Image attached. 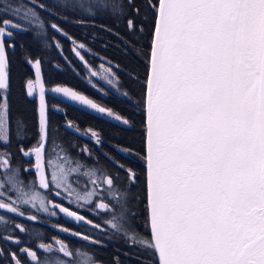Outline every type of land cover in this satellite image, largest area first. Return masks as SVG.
Listing matches in <instances>:
<instances>
[{
    "label": "snow or ice",
    "instance_id": "snow-or-ice-1",
    "mask_svg": "<svg viewBox=\"0 0 264 264\" xmlns=\"http://www.w3.org/2000/svg\"><path fill=\"white\" fill-rule=\"evenodd\" d=\"M68 6L90 20L122 21L128 53L134 60L141 55L148 57L143 160L150 237L139 232L137 213L130 206L135 197L128 194L136 185L137 173L132 168L126 170L128 186L121 192L111 190L116 183L112 176L101 181L96 171L88 168L83 174L92 178L93 185H108L110 194L121 202L118 215L107 221L111 229L122 233L125 242L150 253L155 264H264V0H73ZM0 7V209L24 216L21 206L31 205L49 213L50 202L40 192L27 188L22 179L32 170L41 188L55 185L63 189L67 198L74 197L71 202L91 203L96 189L81 193L71 183L72 175L86 165L66 153L61 155L64 149L55 152L54 159L48 158L52 154L48 144L53 130L42 83L39 139L29 149L19 148L23 157H34L35 162L31 168L13 165V154L8 150L13 134L9 103L11 45H6V41L13 37L14 30H25L24 24L43 29L45 22L36 8L44 9L45 5L29 0L28 4ZM142 12L145 16L154 14L147 53L137 47L145 31ZM51 28L68 37L57 23H51ZM72 43L73 51L83 60L76 51L77 42ZM56 47H60L59 43ZM78 47L86 46L79 43ZM27 62L37 70V79H29L25 85L26 94L31 97L37 95L33 86L40 82L41 61ZM108 83L113 80L108 79ZM51 91L125 125L130 123L112 108L73 89L57 86ZM66 125L75 127L72 121H66ZM24 127L23 120L15 121L18 141L26 138ZM88 131L97 143L101 142L98 133ZM48 168L52 169L50 180ZM55 194L61 195L60 191ZM95 206L106 212L110 209L109 203L103 201ZM55 207L79 221L86 219L63 205ZM29 219L35 221L38 217L32 215ZM4 220L0 215V222ZM15 227L25 231L21 224ZM74 235L85 241L92 239L79 232ZM5 239L21 243L12 235ZM56 244L61 246L58 251L63 256L74 257L63 241L56 240ZM38 247L53 252L51 243H40ZM4 252L0 249V256ZM20 252L41 264L33 249L24 247ZM76 253L84 257L80 264H100L89 252ZM11 259L14 264H23L16 253H11ZM44 264L66 262L49 260ZM114 264H119L118 259Z\"/></svg>",
    "mask_w": 264,
    "mask_h": 264
},
{
    "label": "trees",
    "instance_id": "trees-1",
    "mask_svg": "<svg viewBox=\"0 0 264 264\" xmlns=\"http://www.w3.org/2000/svg\"><path fill=\"white\" fill-rule=\"evenodd\" d=\"M21 2L28 4L29 0H0V5L14 7L16 3ZM72 2L73 0H34L36 5H45L44 9L36 8L40 19L45 22L44 28L24 24L25 30H14L13 37L6 41V45H11L8 48L11 86L9 103L13 122L12 142L8 150L13 154L14 166L31 168L35 162L34 157H23L19 148L23 146L29 149L35 146L39 139L38 100L36 96H27L25 88L26 81L35 78V70L27 61L39 59L47 116L53 130L48 144L52 154L48 158L54 159L55 152L64 149L61 155L66 153L78 163L86 165L77 173L81 179L75 180L76 189L83 193L95 188L97 195L94 198L106 200L111 209L107 212L91 214L88 209L93 208L94 200L91 203L81 201L73 203L71 202L73 197L67 198L66 193L58 190L54 185L50 184L47 189L38 186L35 170L25 173L22 176L24 183L34 182L40 188L46 202H50L47 203L49 213L40 211L38 206L32 208L31 205L21 206L24 216L0 209V215L5 217V220L0 222V249L5 250L4 255L0 256V264H14L11 253H16L23 264H36L34 259L20 252L24 247L36 251L41 264L45 261L61 259L66 264L67 262L80 264L84 257L76 253V250L89 252L100 264H114L117 259L119 264H155V259L150 253L145 252L141 246L125 242L123 234L116 233L107 223L113 216L118 215L117 206L121 204L110 194V187L100 182L93 185L92 178L83 174L88 168H92L101 181L105 176H112L116 183L111 190L124 192L128 186L126 170L132 168L137 173L138 179L135 187L128 194L135 197L131 201V210L137 213L135 219L139 232L150 237L147 228L146 164L143 160L145 154L143 98L148 57L141 55L138 60H134L128 53L124 43L128 37L122 21L104 18L87 19L68 6ZM137 2L139 3L140 0ZM153 15L148 13L145 16L144 12L141 13L146 23L144 34L140 37L137 47L142 48L144 53L149 52L151 47ZM65 17L67 19H64ZM16 22L23 23L19 20ZM51 23H57L64 32L68 33V37L52 29ZM72 40L77 42L76 51L83 56V60L73 51ZM57 43L60 45L59 48L56 47ZM79 43H83L86 47L80 49ZM101 65L110 68L115 74L116 88L105 85L93 74L92 70H98ZM133 68H135L134 72ZM57 85L70 87L97 103L112 108L130 123L125 125L120 120L91 111L65 96L52 94L49 89ZM57 108L62 111H58ZM17 119L23 120L25 126L23 134L26 138L19 141L15 136ZM66 121H72L75 127H67ZM89 129L98 133L100 143L96 142ZM0 150L3 148L0 147ZM121 165L123 168L120 167ZM47 173L51 176V168L47 169ZM57 191H60L61 197L55 194ZM9 194L15 199L14 194L11 192ZM55 205L69 207L81 213L86 219L79 221L66 215ZM51 212L56 214L51 215ZM32 215L37 216L38 219L30 220L29 217ZM87 220L93 223L89 225ZM16 224L23 225L25 231L20 232L15 227ZM96 224H99L100 228H95ZM60 228L82 233L92 239L85 241L82 236L71 235ZM8 235L16 237L21 243L17 245L5 239ZM55 240L63 241L74 252V257L63 256L58 251L60 246ZM40 243H51L54 246L53 252L40 249L38 247Z\"/></svg>",
    "mask_w": 264,
    "mask_h": 264
},
{
    "label": "rangeland",
    "instance_id": "rangeland-1",
    "mask_svg": "<svg viewBox=\"0 0 264 264\" xmlns=\"http://www.w3.org/2000/svg\"><path fill=\"white\" fill-rule=\"evenodd\" d=\"M108 69L109 68H107V67H105V66H103V65H101L100 66V68L98 69V70H92V72H93V74H95V76L100 80V81H102L105 85H107V86H109L110 88H116V77H115V75L113 76L112 74H113V72L111 71V73L108 71ZM35 70V78L34 79H32V80H36L37 79V70L36 69H34ZM39 75H40V82H37V84H35L33 87H34V90H35V92L37 93V95H34V96H36L37 97V100H38V110H39V107H40V104H41V100H40V95H39V93L41 92V83H42V75H41V70H40V65H39ZM108 79H112L113 80V83H108ZM57 86H60V85H57ZM57 86H55V87H57ZM55 87H53V88H55ZM60 87H63V88H69V89H72V88H70V87H67V86H60ZM53 88H51V89H53ZM43 89H44V87H43ZM51 89H49V91L52 93V94H55V95H60V96H65V95H63V94H60V93H56V92H53V91H51ZM74 90V89H73ZM76 91V90H75ZM76 92H78V91H76ZM78 93H80V92H78ZM84 95V94H83ZM86 96V95H85ZM66 97V96H65ZM89 98V97H88ZM91 99V98H90ZM44 100H45V89H44ZM93 100V99H92ZM46 102V101H45ZM99 104V103H98ZM101 105V104H100ZM85 106V105H84ZM101 106H103V105H101ZM87 109H89V110H91V111H94V110H92V109H90V108H88L87 106H85ZM105 107V106H104ZM94 112H96V113H99V112H97V111H94ZM99 114H101V113H99ZM102 115H104V116H106V117H109V118H111V119H114V118H112V117H110V116H108V115H105V114H102ZM114 120H116V119H114ZM119 121V120H118ZM42 171H43V169H42ZM51 172H52V169H51ZM75 175V176H74ZM74 176V177H73ZM48 179L50 180L51 179V176H48ZM79 179H81V178H79L78 177V175H77V173H74L73 175H72V177H71V183H72V185H73V187L76 189V185L74 184V182H75V180H79ZM34 182H31V183H25V185L27 186V188H30V189H32V190H35V191H38V192H40L41 193V190H40V188L37 186V185H35V183L33 184ZM39 184V183H38ZM79 184H82L81 182H79ZM54 187H55V185H54ZM58 190H63L62 188L61 189H58ZM56 193V192H55ZM41 195H42V193H41ZM43 196V195H42ZM59 197H61V195L59 196ZM74 198V197H73ZM92 200H94V206H93V208H90V209H88V211L91 213V214H97V213H101V212H105L103 209H97L96 208V204L97 203H99V202H101V201H103V202H105V203H108L106 200H104V199H102V198H93ZM81 202H85V201H81ZM110 205V204H109ZM110 209H111V206H110ZM61 230L63 229V228H60ZM63 231V230H62ZM65 232V231H64ZM67 233H69V234H71V235H74V232H68L67 231ZM74 236H76V235H74ZM55 242H56V240H55ZM60 246V245H59ZM54 247V246H53ZM61 247V246H60Z\"/></svg>",
    "mask_w": 264,
    "mask_h": 264
},
{
    "label": "water",
    "instance_id": "water-1",
    "mask_svg": "<svg viewBox=\"0 0 264 264\" xmlns=\"http://www.w3.org/2000/svg\"><path fill=\"white\" fill-rule=\"evenodd\" d=\"M65 208H69V207H66L65 206ZM71 211H73V212H77V211H75V210H73V209H71V208H69ZM80 216H83L81 213H79V212H77ZM70 216V215H69ZM76 219V218H75Z\"/></svg>",
    "mask_w": 264,
    "mask_h": 264
}]
</instances>
